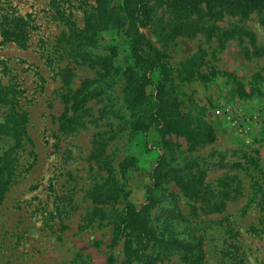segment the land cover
<instances>
[{
	"label": "rangeland",
	"instance_id": "rangeland-1",
	"mask_svg": "<svg viewBox=\"0 0 264 264\" xmlns=\"http://www.w3.org/2000/svg\"><path fill=\"white\" fill-rule=\"evenodd\" d=\"M150 5L142 32L162 54L166 88L184 118L213 129L211 144L131 134L122 34L101 30L85 47L108 57V74L71 51L95 0H0V89L26 117L19 146L0 136L12 171L0 201V264H123L121 211L145 203L159 158L167 176L147 215L161 239H200L204 256L194 264H264V11L212 18L202 6L180 19ZM79 89L96 96L73 114L68 98ZM130 157L137 168L123 175ZM176 170L183 181L200 177L198 195L184 192ZM115 187L123 198L93 202ZM149 249L158 264H193L164 243Z\"/></svg>",
	"mask_w": 264,
	"mask_h": 264
},
{
	"label": "trees",
	"instance_id": "trees-1",
	"mask_svg": "<svg viewBox=\"0 0 264 264\" xmlns=\"http://www.w3.org/2000/svg\"><path fill=\"white\" fill-rule=\"evenodd\" d=\"M156 4L169 9L177 18L187 19L204 6L207 15L220 18L224 13L246 16L252 12L264 11V0H95L94 14L86 19L83 33L71 36L75 41L71 43V51L81 61L97 58L106 74L112 66L108 57L93 55L85 47L93 42L98 32L113 29L123 36L125 50L123 56L124 68L119 70L123 78V102L130 114V127L133 136L146 137L150 130H154L160 137L175 135L184 138L190 147L208 145L214 142L213 129L204 122L193 123L189 117L184 118L179 111L177 95L170 92L169 74L162 62V54L156 50L146 38L142 29L151 21V5ZM148 88L151 90L148 92ZM6 90L0 89V107L5 109L3 121L0 122V136L12 138L16 146L20 145L24 137L25 113L19 111L14 98L8 97ZM96 93H85L79 89L68 99L70 111L78 114L88 99ZM168 164L159 158L158 164L150 173L151 184L147 187L145 203L136 207L128 202L121 211L116 227V233L123 239V264H158L159 255L149 248L164 243L166 247L182 252L185 261L198 263L203 260V250L200 239L193 237H173L169 240L161 239L154 230L149 219L148 209L155 203V193L162 184L167 173L162 172ZM134 157L124 161L121 172L125 175L128 170L136 169ZM10 166L0 157V201L12 176ZM174 180L184 192L192 196L198 195L195 186L201 182L200 177L183 181L179 170L175 171ZM125 190L115 187L93 195L95 204L103 203V199L123 198ZM214 210L218 211L216 205ZM164 240V241H162ZM162 242V243H161Z\"/></svg>",
	"mask_w": 264,
	"mask_h": 264
}]
</instances>
